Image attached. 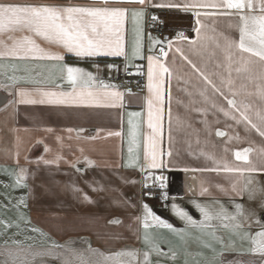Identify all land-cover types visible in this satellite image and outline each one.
Returning <instances> with one entry per match:
<instances>
[{
	"label": "crops",
	"instance_id": "1",
	"mask_svg": "<svg viewBox=\"0 0 264 264\" xmlns=\"http://www.w3.org/2000/svg\"><path fill=\"white\" fill-rule=\"evenodd\" d=\"M3 2L85 5L92 0ZM160 2L163 3L164 0ZM151 3L152 0H149L150 5ZM151 11L158 12L172 29L190 27L192 31L186 36L190 41L197 39L195 29L201 25L196 24L193 14L154 7L148 9L149 13ZM149 16L150 14L146 15L140 21L145 55L148 54L149 46V35L145 31ZM239 23L237 16L204 18L202 34L213 35L212 30L215 29L216 34L230 36L238 42ZM123 28L130 50L135 32L131 18L125 22ZM27 34L25 32L15 35L19 37ZM176 38L177 36L171 40L175 41ZM4 39L7 41L6 36ZM36 39L42 47H48L46 42ZM182 46L187 49L190 45L188 41H184ZM3 50L0 48V51ZM213 51L215 55L212 54ZM193 59L202 67L206 66L211 75L218 71L217 64L224 60V51L222 47L217 49L215 45L210 44L202 57L193 56ZM94 63L100 65V75L104 81L116 71L109 73L106 65H117L119 70H125L126 65L122 57L83 59L73 54H65L64 60L60 62L0 57V105L12 100L15 85L8 79L12 75L22 81H41L39 84L22 82L21 86L29 90L35 87L55 89V86L60 84L63 90L68 91L70 89L67 82L59 79L61 66H78L95 73ZM128 64H135L137 67L143 65L145 90L141 94L125 92L123 106L120 108H65L19 104H14L7 110L0 107V264H62L63 258L69 259L70 262L66 264H144V253L149 252L153 245L169 258L157 257L153 252L149 256L151 264H264V255L255 252L250 242L242 240L235 230L222 226L211 229L186 227L171 211V205L175 203L200 221L202 216L192 203L195 199L197 203L208 206L212 211L224 205L232 212L234 209L229 197L216 185H222L230 192L229 179L232 182L237 179L242 182L245 177L251 175L264 182V172L245 173L244 177H240L237 173L201 172L199 169L222 168L224 163L245 166V163L237 161L234 155L235 151L244 148L251 149L249 161L259 169L261 161L257 150L264 147V139L254 130L250 131L243 125L236 126L222 113L209 111L205 116L196 111V108L205 107L201 103L203 98L199 97L198 90H195L191 98L185 97L180 92L184 85L173 79L172 139L169 140L166 103L164 130L158 144V149L164 153L165 167L152 170L142 169L139 164L129 167V163H134L131 161L129 147H133V154L139 155L142 161L149 129L146 103L147 61L136 59ZM14 67L27 68L29 71L13 72ZM137 67L129 69L135 70ZM235 67L237 65H233V69ZM246 75L235 70L232 72L236 86L239 87L243 83L246 86L245 92L252 93L246 97L245 102L251 101L258 111L264 106V101H261L258 95L264 84L259 78L245 79ZM6 84L11 86L6 89ZM188 87L192 90L190 85ZM241 98L244 97H237L238 100ZM178 99L185 100V103L178 106ZM219 102L227 106L222 97ZM131 112L142 114L133 118L141 125L136 145H130L128 121ZM202 120H207V124H202ZM188 123H191V128L186 127ZM206 128L210 134L204 131ZM69 129L72 131L69 132ZM217 129L226 132L227 137H217ZM114 132H120L121 135H109ZM197 132L199 135H196ZM236 133L239 139H232ZM57 137L62 138V142L58 141ZM38 140H44L52 151L45 154L44 145L37 144ZM225 147L229 151L224 152ZM169 151L172 152L171 156L167 155ZM17 156L20 167H17ZM40 156H44L45 160L57 162L50 165L37 163ZM88 160L93 162L92 166L88 165ZM20 168L24 170L22 173ZM160 176L164 177V194L166 193L167 199H164V196L157 202L143 199V187L153 180L152 177ZM18 178L24 187L15 183ZM202 182L203 186L208 188V195H199ZM193 190L197 193L195 197L192 195ZM84 194L91 199V203L83 199ZM22 200L26 206L21 203ZM145 202L156 215L173 223L177 231L163 227L150 228L148 232L151 244H145V229L142 223L136 220V217L142 216L140 206ZM236 202L254 209L256 218L264 222V209L257 203L249 202L247 197H236ZM113 219L122 223H109ZM212 223L218 225L219 221L214 220ZM6 224L11 227H6ZM32 229L41 230L44 235ZM260 230L258 225L251 228L253 235ZM242 231L246 234L249 229ZM53 241L62 247H55ZM34 253L39 255H33Z\"/></svg>",
	"mask_w": 264,
	"mask_h": 264
},
{
	"label": "snow or ice",
	"instance_id": "2",
	"mask_svg": "<svg viewBox=\"0 0 264 264\" xmlns=\"http://www.w3.org/2000/svg\"><path fill=\"white\" fill-rule=\"evenodd\" d=\"M129 5L132 7L130 8ZM166 8L177 12L193 14L196 17V24L201 27L196 28V40L189 38L180 32L175 41L170 38L165 40L149 36L148 54H144L143 31L140 21L146 15H149L148 9ZM220 16H237L238 24V42L230 36L218 35L215 29L213 35L202 34V20L204 18H214ZM131 18L134 22L135 32L131 49L129 50L127 41L123 34L125 22ZM153 23L157 21L155 15L151 16ZM28 33L17 37L18 33ZM7 37L5 41L4 37ZM39 38L46 42L48 47H42L37 43ZM188 41L189 47H183V42ZM10 42V44L8 43ZM215 45V48H223L224 60L217 64L218 71L211 75L206 66L202 67L193 56L202 57L209 49V45ZM0 57H14L20 60L33 61H56L64 60L65 54H73L77 58L90 59L94 57H112L123 58L126 62L125 71L129 67H137L135 64L129 65V61L136 59L146 60L147 77V128L149 132L146 137V147L143 160L139 155L133 154V147L128 151L131 157L129 167L139 164L142 169H163L165 161L164 153L158 149V144L163 135V125L165 119V105L167 103V116L169 121V140L172 139V115H171V87L175 79L177 83L182 84L180 92L185 97L191 98L198 90L199 97L203 98L201 103L205 107H199L195 110L202 112L207 116L209 111L222 113L223 116L234 122L236 126L243 125L248 130H254L264 139V106L260 110L251 104V101L245 102L248 95L246 86L241 83L239 87L233 79L232 72L246 73L245 79L254 80L259 78L264 84V0H92L85 5L75 4H47V3H20L3 2L0 0ZM59 49L60 51H54ZM170 52L172 55L170 56ZM215 55V52L212 53ZM247 54V55H246ZM233 65H237L233 69ZM95 73L87 71L78 66L62 65L60 68L61 81H66L70 90L65 91L62 85L57 84L55 89H46L35 87L32 90L21 86V83L39 84L41 81L31 79H18L15 75L8 77L15 85V91L12 93V100L6 102L0 107L7 110L14 104L28 106H50V107H95V108H120L123 106L125 92L119 90L115 85L105 83L101 78V68L99 64L94 63ZM109 73L113 70L119 71V67L114 64L105 66ZM189 69L191 71H189ZM20 70L28 72L27 68H13V72ZM136 75L144 74V67H137ZM51 79V77H49ZM192 90H189L188 86ZM11 85L6 84L7 89ZM130 92V90H129ZM261 101H264V87L258 92ZM226 101V105L219 102V98ZM237 97H244L237 99ZM185 103V100L178 99V106ZM141 113H129V135L130 145H136L137 137L140 135V123L135 122L133 118L141 116ZM207 124V120L200 121ZM219 123V121H217ZM233 125H229L232 127ZM191 128V123L186 125ZM69 132L72 130L69 129ZM83 131V130H80ZM204 131L208 134L209 130ZM110 136H120V132L109 133ZM196 135H199L197 132ZM217 137H227V133L217 129ZM232 139H239L238 133L234 134ZM62 142V138L57 137ZM37 144L44 145V153L52 151L51 147L44 140H38ZM229 151L227 147L224 152ZM250 148L235 151V159L243 161L245 166L229 165L224 163L223 167H208L199 169V171H210L216 173H237L244 177L245 173L264 172V147L258 149L261 167L258 169L255 164L249 161ZM168 156L172 152L167 153ZM211 158V157H210ZM59 159V158H58ZM19 156H17V167L19 165ZM54 164L56 160H45L44 156L37 158V163ZM89 166L93 165L91 160L87 161ZM73 167H75L73 165ZM21 173L24 171L20 168ZM79 171V169H77ZM153 180L159 179L160 188H164V177H152ZM15 183L19 187L25 185L18 178ZM230 189L217 184L216 187L229 197L233 204V211L229 212L224 205L212 211L208 206L197 203L195 199L192 203L202 216L197 221L184 208L173 203L171 211L184 222L186 227L208 228L223 227L233 229L242 240L246 239L253 246L255 252L264 255V222L256 218L254 209L246 208L243 203L236 202V197L243 199L247 197L251 203H257L264 209V182L256 180L249 175L241 182L237 179L232 182L229 179ZM147 186V185H146ZM95 190V189H93ZM82 191V190H78ZM150 194V193H149ZM208 188L201 184L200 196L208 195ZM167 199L166 193L163 194ZM193 197L197 195L193 190ZM83 199L91 203V199L84 194ZM22 204L25 202L22 200ZM26 206V204H25ZM142 216L136 217L137 222L142 223L145 232L143 242L151 244V237L148 230L153 227H163L173 232L177 231L173 223L156 215L151 207L145 202L141 206ZM219 221L218 225H213V221ZM111 224H121L122 221L113 219ZM258 225L261 230L253 235L251 228ZM6 227H11L6 224ZM18 227V226H17ZM249 229L245 234L242 230ZM40 235H44L41 230ZM215 235V233H211ZM55 247V241L52 242ZM155 252L157 257L169 258L160 249L154 245L149 252L144 253V264H151L149 256ZM33 255H39L34 253ZM123 255V253H117ZM111 259V257L109 258Z\"/></svg>",
	"mask_w": 264,
	"mask_h": 264
},
{
	"label": "built area",
	"instance_id": "3",
	"mask_svg": "<svg viewBox=\"0 0 264 264\" xmlns=\"http://www.w3.org/2000/svg\"><path fill=\"white\" fill-rule=\"evenodd\" d=\"M152 15L157 17L155 24L151 19ZM145 31L146 34L151 37L167 40L169 38H174L180 32H183L184 35L190 34L192 30L190 27L186 29H179V27L172 29L168 22L163 17H161L158 12L151 11L150 16L146 20ZM136 72L137 69L114 71L105 78V81L106 83L115 85L119 90H122L126 93L141 94L145 90V73L142 75H136ZM160 184L161 182L156 179L151 180L147 186L143 187V199L151 202H157L161 200L164 196V188H160Z\"/></svg>",
	"mask_w": 264,
	"mask_h": 264
},
{
	"label": "rangeland",
	"instance_id": "4",
	"mask_svg": "<svg viewBox=\"0 0 264 264\" xmlns=\"http://www.w3.org/2000/svg\"><path fill=\"white\" fill-rule=\"evenodd\" d=\"M69 259L68 258H63V261H62V264H66V263H69Z\"/></svg>",
	"mask_w": 264,
	"mask_h": 264
},
{
	"label": "water",
	"instance_id": "5",
	"mask_svg": "<svg viewBox=\"0 0 264 264\" xmlns=\"http://www.w3.org/2000/svg\"><path fill=\"white\" fill-rule=\"evenodd\" d=\"M262 219H264V216H263V218Z\"/></svg>",
	"mask_w": 264,
	"mask_h": 264
}]
</instances>
